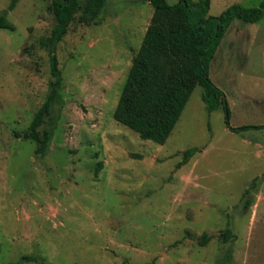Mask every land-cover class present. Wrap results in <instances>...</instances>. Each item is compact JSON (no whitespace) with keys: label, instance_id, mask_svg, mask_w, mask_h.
Here are the masks:
<instances>
[{"label":"rangeland","instance_id":"1","mask_svg":"<svg viewBox=\"0 0 264 264\" xmlns=\"http://www.w3.org/2000/svg\"><path fill=\"white\" fill-rule=\"evenodd\" d=\"M261 1L211 0L209 15ZM88 2L78 1L58 44L64 104L43 154L15 131L30 126L55 81L52 0H20L8 13L15 30L0 28V264H264V127L228 128L200 85L163 144L119 123L114 111L154 8L108 0L87 11ZM210 77L232 126L264 125V16L232 23Z\"/></svg>","mask_w":264,"mask_h":264},{"label":"trees","instance_id":"2","mask_svg":"<svg viewBox=\"0 0 264 264\" xmlns=\"http://www.w3.org/2000/svg\"><path fill=\"white\" fill-rule=\"evenodd\" d=\"M20 0H10L0 11V28L15 30L8 13ZM79 0H52V8L58 22L49 38V59L54 77L51 90L30 126L23 132L15 131L17 137L38 142L36 153L47 152L56 108L61 109L62 72L58 66L57 48L67 33ZM86 10L102 11L108 0H88ZM154 8L151 23L144 34L142 44L133 58L122 95L114 111V118L136 131L144 140L159 144L167 141L175 128L194 88L202 86V98L210 112L222 107L228 128L241 132L264 125H231V114L225 93L210 77L213 61L222 39L236 20L244 23L257 22L264 16V0L258 6L248 7L232 4L219 15H209L211 0H146ZM198 148L184 152L180 164L186 163ZM247 194L250 190L247 189ZM251 199L247 198V205ZM232 230L228 227L224 239L229 240ZM208 241L203 236L201 244ZM230 256V255H229ZM42 264L36 256L24 257ZM18 264V263H14Z\"/></svg>","mask_w":264,"mask_h":264},{"label":"water","instance_id":"3","mask_svg":"<svg viewBox=\"0 0 264 264\" xmlns=\"http://www.w3.org/2000/svg\"><path fill=\"white\" fill-rule=\"evenodd\" d=\"M225 103H227V100L225 99Z\"/></svg>","mask_w":264,"mask_h":264}]
</instances>
